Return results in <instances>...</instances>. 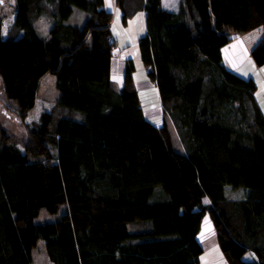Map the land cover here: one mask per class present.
Segmentation results:
<instances>
[{"label":"trees","instance_id":"16d2710c","mask_svg":"<svg viewBox=\"0 0 264 264\" xmlns=\"http://www.w3.org/2000/svg\"><path fill=\"white\" fill-rule=\"evenodd\" d=\"M105 4L16 0L8 36L0 19L6 98L26 119L51 73L69 112L43 113L24 149L0 142V264H33L40 240L53 264H199L207 216L229 264H264V112L256 80L223 58L236 34L262 28L251 55L264 65V0H181L177 12L117 0L124 25L147 13L139 46L160 126L146 117L133 59L123 87L113 80L115 14ZM63 206L60 220L36 222Z\"/></svg>","mask_w":264,"mask_h":264},{"label":"rangeland","instance_id":"374dc122","mask_svg":"<svg viewBox=\"0 0 264 264\" xmlns=\"http://www.w3.org/2000/svg\"><path fill=\"white\" fill-rule=\"evenodd\" d=\"M16 10V0H3L0 3V19L3 21V33L4 36H8L12 33L11 29L14 27ZM74 21L76 23H83L85 21V15L81 11H76ZM121 17L114 21L112 29H114L115 35L120 37L118 40L120 48L123 49L127 40H124L122 32ZM39 29L47 35L50 29V23L47 19L43 18L38 22ZM243 36L246 42L254 47L258 44L263 35V29L258 28L250 33L236 34L235 36ZM234 36V37H235ZM232 50L239 54L238 60L242 59L241 68L237 70L242 77L254 78L258 85L257 98L259 104L264 112V65L259 66L254 61L252 55H247L245 45L242 41L234 42ZM140 50V49H139ZM129 51V50H127ZM126 51V52H127ZM124 52V53H126ZM135 47L131 48L132 59L135 61L136 71L134 73L135 79L138 84L141 85V100L142 106L145 110L146 117L155 125H163L164 123V111L161 106V100L159 90L156 86H145L144 80L148 79V72L142 58H136ZM124 59V56L122 60ZM129 60V59H128ZM116 70H118L116 68ZM119 72V71H118ZM124 74V73H123ZM123 74H119L118 77L115 74L113 77L114 82L119 86L123 82L121 78ZM122 79L120 82L119 80ZM117 81L119 83H117ZM59 92L56 86V77L53 74H47L41 81L40 89L38 92L36 107L29 113L26 119L21 118L18 114L15 104L8 100L4 94L2 81L0 78V142L8 140L20 148L24 149L25 143L31 137V128L40 122L41 115L45 112H53L54 117L68 115L69 112L62 110L58 106ZM169 123L170 118L168 119ZM173 131L175 130L174 125ZM176 137V143L181 147V141L178 134L174 132ZM205 203L209 204V199L205 198ZM66 212V206H63L58 213H50L46 209H43L37 217V223L55 222L62 218V215ZM199 248L203 250V254L200 256L199 264H229L224 254L222 253L217 237L213 228V225L207 216L202 230L198 237ZM198 248V247H197ZM33 264H53L48 256L44 240H40L36 248L33 251Z\"/></svg>","mask_w":264,"mask_h":264},{"label":"crops","instance_id":"0c3cea01","mask_svg":"<svg viewBox=\"0 0 264 264\" xmlns=\"http://www.w3.org/2000/svg\"><path fill=\"white\" fill-rule=\"evenodd\" d=\"M180 1L181 0H162V5L166 10L169 11H173V12H177L179 10V6H180ZM106 4L105 7L109 10L114 12L115 14V20H117V18L121 17V22H122V10L121 8L118 6L117 4V0H105ZM147 13L144 10H139L137 13H135V15L129 20L127 25H124L122 22V32H123V36H124V40H127V37H129V39L126 41L127 44H125L124 48L121 50H119L118 48H120L118 40L120 39V37L117 38V36L114 33V29H113V33L115 36V39L117 41V48L114 51V60H113V65H112V76L114 77V75L116 74L117 77L119 74H123L125 73V65L128 59H132V55H131V48L135 47V56L136 58L139 57L141 51L140 46H139V40L142 36H144L147 32ZM121 40V39H120ZM242 41L245 45V48L247 49L246 53L247 55H251V51L254 48V45H249L246 40L243 38V36H235L233 38V41L231 42L230 45L226 46L223 48V58H224V64L227 67V69L232 70L237 72L238 69H240L242 62L241 60H238L237 58L239 57V54L236 53L234 50H232V46L234 44V42L236 41ZM129 50V51H127ZM127 51V52H126ZM126 52V53H124ZM124 56V59L122 60ZM140 57L142 58V56L140 55ZM134 60V59H133ZM116 68L118 70H116ZM119 71V72H118ZM239 74V73H238ZM124 77V74L122 75V79ZM122 79H118L119 82ZM136 81V79H135ZM117 81V83H119ZM123 82V80H122ZM137 83V81H136ZM145 86H147L148 88L151 86H155V84L148 78L144 80ZM123 87V83L121 85H119V88ZM137 87H138V91H139V95H140V99H141V85L137 83ZM142 102V100H141ZM146 114V113H145ZM199 237V235H198Z\"/></svg>","mask_w":264,"mask_h":264},{"label":"snow or ice","instance_id":"6c2138e0","mask_svg":"<svg viewBox=\"0 0 264 264\" xmlns=\"http://www.w3.org/2000/svg\"><path fill=\"white\" fill-rule=\"evenodd\" d=\"M3 2V0H0V3H2Z\"/></svg>","mask_w":264,"mask_h":264}]
</instances>
